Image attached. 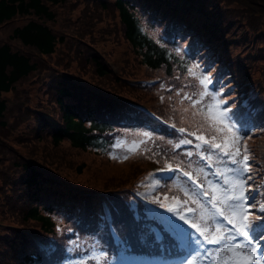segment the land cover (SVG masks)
Returning <instances> with one entry per match:
<instances>
[{
    "label": "trees",
    "instance_id": "trees-1",
    "mask_svg": "<svg viewBox=\"0 0 264 264\" xmlns=\"http://www.w3.org/2000/svg\"><path fill=\"white\" fill-rule=\"evenodd\" d=\"M139 7L155 26V37L147 32ZM122 42L121 64L114 70L109 59ZM190 62L199 66L195 68L201 77H211L208 90L222 94L250 130L245 142L253 157L252 183L264 184V0H0V232H6L0 234L5 246L0 264H65L69 253L63 252V240L93 229L102 231L104 255L79 264H112L126 256H148L163 260L160 264H183L194 258L199 264H212L181 245L158 215H165L173 200L178 209L194 207L191 200L183 203L188 198L179 189L189 182L181 172L190 171L196 178L198 169L211 171L199 156L183 155L196 151L191 146L174 151L179 139L194 140L188 136L194 132L210 142L230 144L233 137L218 110H210L215 126L211 129L178 114L169 96L182 83L189 85L183 76ZM138 63L147 71L139 73ZM186 93L195 91L189 88ZM148 101L146 108L157 110L153 111L157 115L161 110L174 114L160 117L185 128V133L134 104ZM29 118L37 125L32 136L15 134ZM146 120L157 133L155 142L151 151L129 161L126 175L104 181L94 176L89 178L94 186H88L49 169L63 166L80 172L84 167L62 148L65 140L79 151H104L115 126L132 128ZM170 136L173 142L167 149L163 145ZM23 148L38 160L28 161ZM157 151L160 155L154 156ZM150 163L179 166L181 172L172 173V179L162 177L161 172H152ZM149 171L159 188L141 197L139 188L151 183ZM54 182L62 183L61 192L53 188ZM157 197L159 203L149 202ZM56 204L74 209L64 215L60 230L52 216ZM147 209H155L157 215ZM246 214L256 219L255 212ZM6 218L11 225H2ZM36 232L42 241L35 238ZM40 242L50 246L43 249Z\"/></svg>",
    "mask_w": 264,
    "mask_h": 264
},
{
    "label": "snow or ice",
    "instance_id": "snow-or-ice-1",
    "mask_svg": "<svg viewBox=\"0 0 264 264\" xmlns=\"http://www.w3.org/2000/svg\"><path fill=\"white\" fill-rule=\"evenodd\" d=\"M188 71L192 74V69ZM198 83L202 89L198 97L184 93L182 99L190 101L193 106L199 104L200 113L215 107L219 111L220 118L233 133L232 141L230 144L214 143L194 132L188 133V136L195 137L194 140L187 136L179 139L173 150L185 145L191 146L196 151L186 150L183 155L189 158L193 155L199 156L207 169L211 171L205 172L202 168L198 169L197 176L194 178L190 171L181 172L179 166L173 168L171 164L166 163L168 171L181 172L189 182L187 187L179 190L188 198L183 203L186 204L188 200H191L194 207L188 208V215L182 214V208L174 210L168 207L167 212L171 215L158 214L160 224L175 233L180 243L190 253L195 252L197 258L211 260L212 264H264V239H262L264 237V215H262L264 204L256 207L258 200L264 201V184L252 183L255 179L253 157L251 149L245 142V137H248L250 130L241 124L237 118V111L227 105V102L221 98L222 94L218 95L215 90L211 92L208 90L211 77L202 76ZM206 123V121L201 123L200 128H204ZM178 131L184 134L186 129L179 128ZM216 138L212 137L213 140ZM242 142H245L243 151L240 148ZM145 150L151 151V149ZM153 155L159 156L160 153L157 151ZM124 158L126 159L127 156ZM216 165H223V167L217 168ZM211 176L215 179H211ZM158 188V184L153 185V191ZM149 202L159 203V198ZM146 211L157 215L155 209ZM246 212H255L256 219H249ZM174 217H178V220ZM185 225L194 231L186 230ZM214 232H219L220 235L215 236ZM156 239L159 240L160 236L156 235ZM205 245H212L213 249H204ZM201 249L204 250L200 251ZM187 264H195V258L188 260Z\"/></svg>",
    "mask_w": 264,
    "mask_h": 264
},
{
    "label": "rangeland",
    "instance_id": "rangeland-1",
    "mask_svg": "<svg viewBox=\"0 0 264 264\" xmlns=\"http://www.w3.org/2000/svg\"><path fill=\"white\" fill-rule=\"evenodd\" d=\"M140 13H143V24L149 34L155 37V26L149 24L147 18V14L145 13L144 9L139 7L138 8ZM146 20V21H145ZM114 56L113 58L109 59L111 61L110 64L114 65L113 68L118 67V65L121 64L120 58L122 57L121 51L125 49V44L122 42L119 46H114ZM137 70L139 73L146 72V68L142 63L137 64ZM189 69H192V74L189 73ZM187 72L184 73V76L186 80H188L190 83L187 86H184V83L178 86L176 89V92L171 94L169 98H171L174 101V107L176 108L178 114L182 117L183 120L189 122V123H195V124H201L207 122L205 124L206 128H215L210 123V120L212 121V117L210 115V111L205 110L204 113L199 112L200 105L197 104L196 106H193L190 101L184 100L183 95L186 93L189 88H193L195 91L194 97H198V94L201 90V87L199 86L198 80L201 77V74L197 69L195 68L193 62L189 63V68ZM59 72L62 74L64 73V69L62 70L61 67H59ZM251 80L254 81L252 78ZM179 93V95H178ZM171 100V101H172ZM156 102H160L161 98L157 97L155 99ZM150 101H148L146 104L148 105ZM212 112L216 113L217 109L213 107L211 110ZM160 115L163 117H173L174 114L168 113L165 110H161ZM195 113V114H194ZM45 114L50 116L49 113L46 111ZM261 122L264 124V116L261 118ZM36 124L33 123L31 118L27 119L24 123H20L14 130L15 134L24 133L27 136H32L33 131L36 128ZM116 131L113 134V139L111 143L104 149V151H97L93 150L92 148H88L83 151H79L73 147H70L66 140L65 142H62V148L67 149L69 153L72 155V159L75 163L83 161L84 167L81 169L80 172L71 169L66 168L63 166H60L58 169L54 170L52 168H49L54 173H59L64 177H69L73 182L76 183H83L88 186H94L90 181L89 178H93L95 176L96 179L101 180H108L110 177L118 174H122L123 176L126 175L128 168H129V161L136 160L140 155H142L148 148L153 147V143L155 142L154 137L157 135L154 127L151 126V124L146 120L143 122L137 123L134 127H121V126H115ZM146 141V143H144ZM173 142V137L170 136L167 138V142L163 145L166 146L168 149L169 144ZM22 152L24 153V157L28 161L34 162L35 160H38L35 155H31L28 153L26 148H23ZM127 156L125 159L124 157ZM117 157V158H113ZM34 160V161H33ZM66 161L70 162V157L66 158ZM151 167H154L153 164H151ZM46 168V167H45ZM47 169V168H46ZM163 173L161 174L162 177H167V173L162 170ZM56 173V174H57ZM150 175L151 184L150 187L146 188H139V194H142L144 192H148L153 189L152 185L158 183V179L152 175V172H148ZM99 184H95L97 186ZM53 188H55L57 191H60V188H62V183L60 182H54ZM57 192V194H60ZM168 207H173L174 210H176V207L178 205L177 200H173L172 202L168 203ZM57 205V204H56ZM59 206V204L57 205ZM176 206V207H175ZM70 210L74 209H67L65 207L59 206L55 207V212L52 214V216L57 219V222L60 223L58 230L61 229L62 225L65 223L64 215L67 214ZM167 214L171 215L167 212ZM182 214L188 215L187 211L183 208ZM174 219L178 220V217H174ZM2 220V218H0ZM10 220L6 218L4 222L2 223L3 226L5 225H11L9 222ZM30 230V229H29ZM141 236L140 238L143 239L144 235L146 234V229L141 230ZM102 231H98L96 229H93L91 232H89L86 235H82L80 232H78L76 235L71 236L70 238L63 240V252H68L69 257L65 259V264H79L83 261H86L89 263L98 260L101 257H103L104 252L101 250V233ZM0 234L4 236L6 234L5 231H1ZM213 235L219 236L220 234L214 232ZM84 243V244H81ZM5 249V246L0 242V253ZM210 250V248H208ZM147 256H126L120 260H117L113 262L112 264L125 261L124 264H133L134 261H126L129 259H136L135 261L139 262L140 264H146L150 260H146ZM98 258V259H97ZM153 263H157L155 261H151ZM163 262V260H162ZM152 263V264H153ZM187 264V262L183 263ZM195 264H199V262H195Z\"/></svg>",
    "mask_w": 264,
    "mask_h": 264
}]
</instances>
